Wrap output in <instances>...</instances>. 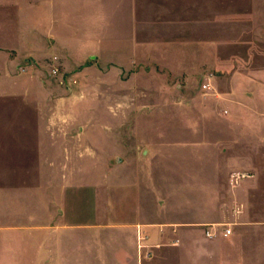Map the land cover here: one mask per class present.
Segmentation results:
<instances>
[{
    "label": "rangeland",
    "instance_id": "374dc122",
    "mask_svg": "<svg viewBox=\"0 0 264 264\" xmlns=\"http://www.w3.org/2000/svg\"><path fill=\"white\" fill-rule=\"evenodd\" d=\"M255 69L264 72V0H0V128L77 125L87 152L83 132L94 127L89 151L112 166L125 154L115 130L137 127L134 142L154 139L153 125H198L213 105L204 94ZM10 135L0 133L1 241L42 219V192L56 185L41 179L34 143L19 148ZM95 168L103 177L104 165Z\"/></svg>",
    "mask_w": 264,
    "mask_h": 264
},
{
    "label": "crops",
    "instance_id": "0c3cea01",
    "mask_svg": "<svg viewBox=\"0 0 264 264\" xmlns=\"http://www.w3.org/2000/svg\"><path fill=\"white\" fill-rule=\"evenodd\" d=\"M225 84L204 94L213 105L200 108L198 125H153L145 129L154 139L134 142L128 134L137 127L115 130L125 151L116 166L90 153L94 127L83 132L87 152L77 125L1 127L19 148L34 143L41 179L56 185L42 192L39 222L0 240V264H161L164 244L166 264H264V218L257 216L264 213V72L237 73ZM178 132L185 139L170 135ZM234 172L249 175L235 182Z\"/></svg>",
    "mask_w": 264,
    "mask_h": 264
},
{
    "label": "built area",
    "instance_id": "2783aa9c",
    "mask_svg": "<svg viewBox=\"0 0 264 264\" xmlns=\"http://www.w3.org/2000/svg\"><path fill=\"white\" fill-rule=\"evenodd\" d=\"M210 78H211V77H208V80H207V81H204V82L202 83V88H203V89H207V90H209V89H212V88H213L212 83H211V80H209ZM248 175H249V174L246 173V172H234V173H232V177H233V179L235 180V182H238L239 179H241V178H243V177H245V176H248ZM231 232H232V229H231L230 227H226V228L224 229V234H225V235H228V234H230ZM206 233H207L208 235H212V234H213V232H212L209 228H207ZM143 247H147V245H146V244H140V248H143Z\"/></svg>",
    "mask_w": 264,
    "mask_h": 264
}]
</instances>
